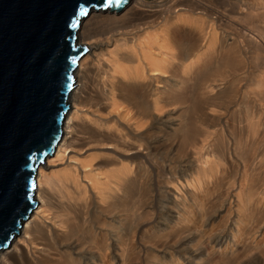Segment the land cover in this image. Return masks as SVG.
<instances>
[{
  "label": "bare ground",
  "instance_id": "obj_1",
  "mask_svg": "<svg viewBox=\"0 0 264 264\" xmlns=\"http://www.w3.org/2000/svg\"><path fill=\"white\" fill-rule=\"evenodd\" d=\"M212 1L127 0L118 11L90 8L78 20L75 43L86 50L72 71L60 137L36 164L35 204L0 249V264H124L130 252L145 249L140 236L171 230L169 219L188 228L197 214L223 210L213 205L217 198L205 207L197 190L220 186L231 170L224 195L230 216L207 241L205 255L260 247L264 189L232 192L233 186L242 189V171L256 156L246 153L241 136L229 141L226 133L235 129L225 113L240 93L227 78L242 74L248 49L253 62L263 59L258 39L264 43V11L247 9L231 23L233 17L213 10ZM253 84H264V67ZM207 115L218 133L215 150L193 138ZM253 124L247 127L254 134ZM173 152L175 158L167 156ZM147 200H155L152 211L140 206ZM165 222L166 228L159 226ZM196 254L168 255L172 264H189Z\"/></svg>",
  "mask_w": 264,
  "mask_h": 264
},
{
  "label": "water",
  "instance_id": "obj_2",
  "mask_svg": "<svg viewBox=\"0 0 264 264\" xmlns=\"http://www.w3.org/2000/svg\"><path fill=\"white\" fill-rule=\"evenodd\" d=\"M127 0H0V249L35 202V167L61 133L81 9L118 11ZM75 24V27L72 25Z\"/></svg>",
  "mask_w": 264,
  "mask_h": 264
},
{
  "label": "rangeland",
  "instance_id": "obj_3",
  "mask_svg": "<svg viewBox=\"0 0 264 264\" xmlns=\"http://www.w3.org/2000/svg\"><path fill=\"white\" fill-rule=\"evenodd\" d=\"M147 1H152V0H147ZM242 1L243 0H215V1L213 0L212 9L213 10L215 9L218 11H221L222 9L223 12L227 14L229 13V17H233V16L236 17L238 14L246 12L247 9H251V8L252 9L255 8L254 10L260 11V12L264 11V0H245L243 2ZM234 20H235L234 17L231 18V23H234ZM222 24L223 23H220L218 26L224 28ZM235 25L239 26L237 25V23ZM241 26L244 28L245 33L252 35V36L254 35L253 37L258 39L257 33L256 32L254 33V31L250 27L245 26V25H241ZM258 42H260L261 44L260 46L263 49L262 61L253 62L251 60L252 52L250 49H248L244 57V69L242 70V74L239 76L230 75L227 78V81L231 79L230 81L233 83L234 87L240 88V93L238 94V98L233 97V99H231V101L228 102V106L230 105L228 107L229 113L228 112L225 113V117L228 119L229 124H231L232 129H235V130L232 133H229L227 131L225 132H227L226 134H227V137L229 138V141L230 140L232 141L234 140V138H237V137L238 138L242 137V139L240 140H242L243 143L245 144L244 150L246 151V153L247 154L253 153L254 156H256L252 162L248 161L249 163L246 164L245 169L242 168L244 171V172L242 171L243 173L242 189L240 188L235 189V187L233 186L232 187L233 195H235V193L238 192L239 190L240 192L243 193L244 191L250 190V189L252 191L253 190L261 191L262 189H264V171L262 169L264 166L261 169H259V167L264 165V115H263L264 111L260 110V106H261L260 103H262V100L260 99V96H261L260 94L264 92V84L257 86V89H256V86L253 84L254 75H256V73L261 71L262 68L264 67L263 66L264 43H262L259 39H258ZM260 111L262 112V114H260ZM257 113L260 116L259 115L257 116ZM258 119L260 120L261 123L259 122ZM212 120H213L212 117L207 115L205 120L200 121L197 124V126H195L196 130H194L193 132V138H194V141L196 142L195 144L199 145L201 142H203L206 144H211L212 146V144L214 145L216 143L218 133L214 130L215 127L212 126V123H213ZM254 121L255 123L256 122L257 123L255 124ZM234 122L236 123L240 122V123L236 124ZM253 123L257 126L259 130V131H256V133L254 134L251 133L249 131V128L247 127V126L252 125ZM207 142H210V143H207ZM215 148L216 146L214 145L213 150H215ZM211 151H212V147H211ZM169 154L170 155H167L168 157L175 158V155H174L175 152L169 153ZM230 174L232 176L229 177L228 176L229 174L227 175V177L225 176V180L218 187H213L212 184H209L207 189L204 187V188H201L200 190H197V194L199 195L198 200L203 201V203L205 204L204 205L205 207H209V205L213 203V200L217 198V200L213 203V205L219 206V204L221 203L223 204V206H219L217 208L223 209V210H219L218 212L215 213L214 216H213V212H210L211 215H208V213H205V212L204 214L201 213V217H200V214H197L198 216H195L196 221L194 222V224H191L188 228H182V226H177L179 223L176 224L177 218L175 217L173 219L172 218L169 219L168 222H171L172 229L171 230L169 228L167 229L171 231V234L168 236H164L166 233H163V232H168L167 229H165V231H163L161 235H158L155 237L153 236L150 237L147 235L145 237L140 236L139 239H143V241H140V242L145 244L144 246L145 249L141 250L140 252H137V250L130 252V255L128 257H125L126 261L124 264H159V262L162 264L161 257L162 259H164L165 264H172L169 260L170 258L168 254L173 253L176 256H182V255L187 256L188 251L190 252L195 251L196 253H198L196 254V257L194 259H190L191 261L189 264H264V229H263L264 227L259 230V233L257 235V239H260L261 242H260V247H258V249L256 250L253 249L252 245L244 246L243 248L238 247V246H235L234 248L232 246L235 250L232 252L231 255L229 254L224 257H215V256H212V253L209 254L211 256L205 255L206 249L208 247L207 241L209 240V238H212L213 235H215L216 233H219L222 230V227L224 226V222L228 220L230 216V211L229 210L225 211V208L227 207V205H226V198L224 196L226 192L231 190V185H232L231 178H234L233 176L235 173L231 170ZM170 188H172V186ZM195 191L196 189L193 192ZM183 192L187 195H190V193L188 192V189H186L185 186L183 187ZM154 202L155 200L154 201L147 200L145 204L144 202H141L140 206H142L145 209H150L152 211V209L154 208ZM190 202L191 200L189 201V203ZM233 204L234 203H232V205ZM249 208L251 211L250 213L252 214V216H254L255 214H254L253 208L252 207H249ZM233 214L234 213H232V215ZM258 217L262 218V220L264 221V210H262V212L258 214ZM158 221L161 222L160 219ZM166 224L167 222L162 223V225H159V226H161L162 228H166L167 227ZM244 230H245V233L248 232V234H251V235H248V234L246 235L248 236V239L250 241L251 238L254 236L252 234L253 230L251 229L249 224L247 226V229H244ZM124 232H125V227H123L120 231L123 243L125 242ZM207 250L209 252V248ZM161 251L163 252L166 251L167 256L164 255V253H161ZM182 263L186 264L184 260L182 261Z\"/></svg>",
  "mask_w": 264,
  "mask_h": 264
},
{
  "label": "snow or ice",
  "instance_id": "obj_4",
  "mask_svg": "<svg viewBox=\"0 0 264 264\" xmlns=\"http://www.w3.org/2000/svg\"><path fill=\"white\" fill-rule=\"evenodd\" d=\"M109 3H111V0H109ZM87 12H88L87 8H83V9L80 10L78 15L85 16V15H87ZM72 26L75 27V24H73Z\"/></svg>",
  "mask_w": 264,
  "mask_h": 264
}]
</instances>
